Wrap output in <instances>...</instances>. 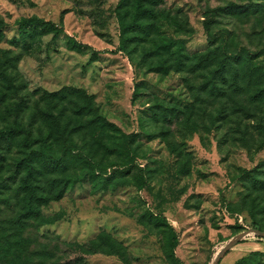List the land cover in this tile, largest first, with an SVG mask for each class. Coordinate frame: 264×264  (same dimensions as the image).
<instances>
[{"label":"rangeland","instance_id":"1","mask_svg":"<svg viewBox=\"0 0 264 264\" xmlns=\"http://www.w3.org/2000/svg\"><path fill=\"white\" fill-rule=\"evenodd\" d=\"M230 2L246 7L230 12ZM118 4L0 0V24L6 25L0 41L1 126L18 119L33 139L50 130L52 114L59 116L77 146L90 152L110 178L107 188L95 187L90 178L72 184L64 197L43 206L44 215L62 218L48 225L30 220L21 234L26 247L12 249L4 264H65L79 257L88 264H126L114 255L81 256L69 247L102 231L126 246L130 264H213L246 231L251 232L219 264L264 252V235L257 232L264 233V104L214 80L197 63L157 71L160 61L169 66L173 57L159 55L152 37L122 50ZM161 7L171 23L160 34L181 37L190 54L209 48L204 13L210 10L211 32L219 41L226 36L233 48H248L264 69V0H164ZM30 16L57 23L61 34L56 39L44 35L30 46L16 44V22ZM213 81L223 84L222 94L212 91ZM80 92L91 96L97 111L120 132L131 135V165L112 149L120 132L104 134L100 142L79 129L91 118L76 114L77 103L84 101ZM23 156L24 148L16 144L0 150V232L8 234L15 230L10 220L21 206L16 171ZM67 170L45 173L41 183L85 173L74 162ZM141 173L146 185L139 188ZM148 212L166 217L176 229V261L168 256L163 227L151 223Z\"/></svg>","mask_w":264,"mask_h":264},{"label":"trees","instance_id":"2","mask_svg":"<svg viewBox=\"0 0 264 264\" xmlns=\"http://www.w3.org/2000/svg\"><path fill=\"white\" fill-rule=\"evenodd\" d=\"M162 3H164V0H119L117 17L121 30L120 47L122 50L127 49L129 45L138 43V40L151 41L152 37V42L156 44L152 48L158 51L159 55L167 54L173 57V64L169 66H166V60L160 61L155 66L157 71L165 70V72H168L169 69L174 67L173 65L181 67L186 66L189 62L197 63L200 67L203 65L204 68L208 69L213 74L214 80L218 79L224 85L229 84L231 88L234 87L240 92L245 91L250 95L252 102L264 104V69L254 63L256 56L254 52H251L248 48H233L226 36L220 42V36L217 32H211V11L207 10L204 13L206 16L204 27L207 31L209 48L206 52L190 54L187 52L181 37L167 36L165 35L166 31L163 32V35L160 34L162 27H169L171 23V17L165 9L159 8ZM245 7L230 2L226 9L230 12H239ZM16 24L19 33L18 36H14L12 41L25 46H30L31 42L37 41L47 34H52V39H56L62 32V28L57 23L39 16L21 18ZM5 27L6 25L0 24V41L6 37ZM71 41L76 44L73 39ZM152 48L148 51H151ZM6 58L9 59V57ZM213 82L212 91L217 89L218 93L222 94L223 84L218 81ZM1 94L2 91H0ZM79 96L84 101L77 103L76 114L80 117H91L88 122L78 124L79 129H86L91 136L100 142L104 141V134L117 135L116 133L120 132V129L114 123L109 122L104 115L97 111L92 103L91 96L84 92H80ZM175 110L177 112L181 111L179 108H175ZM62 121L59 116L52 114L50 130L47 133L42 132L33 139H30L27 128L20 120L16 119L13 123L4 126H1L0 122V150L8 149L15 144L24 148V156L18 161L20 165L16 171V177L19 176L16 192L21 206L17 216L10 220L15 229L13 234H8L6 231L0 232V264L8 261L12 249L15 247L18 250L26 247L28 240L23 238L21 234L28 227L30 220H37L42 225H48L54 224L62 218L59 214L54 217L44 215L42 207L48 205L51 201L64 197L70 185L83 182L88 178L95 187L107 188L110 185V178L105 174L106 170L95 162L90 152H86L82 148L81 150L77 146L68 134L69 124H63ZM71 132L70 130L69 133ZM120 133L118 136L119 142L113 144L112 149L118 156L125 158L124 164L131 165L133 162L131 135ZM103 146L109 148L106 144H103ZM70 162L80 164L85 173L82 176L68 174L53 178L47 186L41 183V177L45 173H66ZM1 171L0 166V173ZM243 173L249 174L250 171L244 169ZM136 184L139 188L146 185L142 173L136 177ZM1 187L0 183V189ZM222 198L224 203L230 206L225 195ZM147 215L151 223L157 227H163L162 232L165 233L168 256L176 261L175 249L179 244L176 229L168 222L166 217L160 214L148 212ZM69 247L76 250L81 256L102 253L117 256L126 264H130L126 246L107 231L98 233L87 243L70 244ZM258 262H264V252H251L239 258L234 264H258ZM55 264L61 263L55 262ZM65 264L88 263L84 257H79L74 261L65 262Z\"/></svg>","mask_w":264,"mask_h":264},{"label":"water","instance_id":"3","mask_svg":"<svg viewBox=\"0 0 264 264\" xmlns=\"http://www.w3.org/2000/svg\"><path fill=\"white\" fill-rule=\"evenodd\" d=\"M251 231H246L241 233L240 235L236 236L233 240H231L226 247L220 252V254L217 256L213 264H219L222 257L226 254V252L231 249L235 244L239 243L240 240H242L245 236L249 235ZM258 234L264 235V233L257 231Z\"/></svg>","mask_w":264,"mask_h":264}]
</instances>
